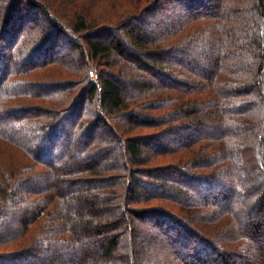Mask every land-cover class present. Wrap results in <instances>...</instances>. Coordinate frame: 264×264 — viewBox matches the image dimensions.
Segmentation results:
<instances>
[{"label":"trees","instance_id":"obj_1","mask_svg":"<svg viewBox=\"0 0 264 264\" xmlns=\"http://www.w3.org/2000/svg\"><path fill=\"white\" fill-rule=\"evenodd\" d=\"M88 16L68 27L38 0H0V145L13 163L10 187L0 170V246L18 249L0 264H264V0H155L114 24ZM26 36L37 38L32 51ZM67 36L66 59L55 45ZM64 59L86 76L19 77L66 69ZM65 89L78 92L65 108L10 104ZM170 103L165 118L150 115ZM108 117H123L125 134L155 131L115 134ZM196 147L202 153L186 159ZM165 155L181 162L151 166ZM9 197L31 206L7 223ZM138 224L146 234L136 247ZM144 248L154 253L139 263Z\"/></svg>","mask_w":264,"mask_h":264},{"label":"rangeland","instance_id":"obj_2","mask_svg":"<svg viewBox=\"0 0 264 264\" xmlns=\"http://www.w3.org/2000/svg\"><path fill=\"white\" fill-rule=\"evenodd\" d=\"M40 3L46 4L49 8L51 7L52 10L55 11V14L57 15V17L59 18V20L64 23L65 25H67L68 27L72 26L71 24L73 23V20H71L72 17L76 15H78V13L80 12H86L87 14H89L88 18L90 19L89 21H95L97 23V25H102V24H114L119 22L120 20H122L125 17H128L136 12H140L146 5H150L151 3H153L155 0H38ZM7 4H10V2H7ZM6 7V6H5ZM6 8H4L5 10ZM6 13V11H5ZM157 13V11H156ZM158 15V14H156ZM160 16V15H159ZM154 19V18H153ZM39 20V25L42 26H47L48 23H44V16H42L41 14L38 16ZM203 23H206V21H203ZM204 28H207V26L202 27L201 29H190L188 31H186L183 36H181L182 38V42L180 43L179 39L177 38V42H179L180 44L184 43V40L186 37H190L191 35H193L194 37L200 35V32L204 31ZM189 29V28H188ZM187 30V28H186ZM175 35V34H173ZM172 35V36H173ZM37 36V35H36ZM66 36V35H64ZM31 37V36H30ZM29 36H26L25 39L23 40V42L21 43L24 44V48L25 50L28 51H32L34 48V45L36 43L35 39H37L36 37L33 38V42L32 39L28 40L30 38ZM191 38V37H190ZM67 40H71L68 36L61 38L55 45V55L57 54H63L65 55L64 57H69V52L70 49L68 48V45L70 44H66ZM167 41V40H166ZM172 44V43H170ZM24 50V51H25ZM54 55V56H55ZM77 51H75V55L72 56L73 60H76L77 58ZM178 55V54H177ZM21 56V55H20ZM23 56V55H22ZM21 58H25L22 57ZM147 57V56H146ZM177 57V56H175ZM70 58V57H69ZM75 58V59H74ZM65 60V59H64ZM172 62V61H171ZM169 61L166 62L165 66L167 68L166 73L170 76H174L177 77L178 75L176 74L177 72V68L175 66V64L171 63ZM117 63V62H116ZM65 64H66V69L64 67H61L59 64L55 65L58 66L59 68H57V70H54L53 68L50 69V71H45V67L43 68L42 66L38 67L35 66L33 69L20 74L19 77L20 78H25V79H33L36 81H41V82H61V83H66L68 81H72L75 79H81L84 78L86 75L84 72H86L82 67L77 66V64H75V68H69L72 66H69V63L65 60ZM52 67V66H51ZM54 67V66H53ZM70 70H69V69ZM161 68V67H160ZM128 80H130L131 76H127ZM143 78H147L148 76H142ZM154 78V82L156 81L157 77H153V76H149V80H153ZM127 79V78H126ZM157 82V81H156ZM153 84V82H149V84H147L148 88L151 87V85ZM80 88V87H79ZM78 88V89H79ZM148 88L146 87L145 90L147 91ZM134 92V91H133ZM78 92L75 89H65L62 91V93L57 94V98H45L43 96H33V97H17L15 99H12V102H10V104H12V106H16L18 104L23 105V104H32L33 106H45V108H53L59 105L60 108H65L67 107L71 101L73 100L74 96L77 94ZM142 94L139 95V97ZM139 97H133L134 98H139ZM5 102L3 104L7 105V100H4ZM179 105V104H178ZM175 105L171 104L164 106V107H157V108H152V110L150 111V115H154L158 118L163 119L165 118V116H168L169 114L172 113L173 109H174ZM104 112H106L104 110ZM113 125L116 127L114 129V133L117 134V131L122 134L123 136L126 135L128 136H143L146 137L148 135H151L154 133L155 130H151V132H144V131H128V133L125 134V127H123L122 125H124V118L123 117H108ZM70 119L69 117H67L66 121ZM161 122V121H160ZM163 122V121H162ZM175 123H180V121L175 120ZM160 125H165V122L161 123ZM149 131V130H148ZM110 140L114 143H116L115 141V137H110ZM113 150L117 151L118 147L116 145V147L114 146ZM112 150V151H113ZM7 146H1L0 145V170L2 171V173H4V179L3 177L1 178L4 184H7V187H10L12 180H7V176L9 175L7 172V168L11 169L10 167H12L11 164H9L7 166V163L9 161V159H7ZM193 151V153L190 154L189 157H187L186 159H192L193 157L199 155L202 153V150L198 147L195 148V150H191ZM116 154V153H115ZM179 155H175L172 157H169L167 155L165 156H158L155 160L153 159V161L150 163L152 167H158L161 165H164L166 163H172V162H181L179 161ZM179 159V160H178ZM183 159V158H181ZM184 162V161H183ZM13 171V170H12ZM21 168L16 167L15 168V175H12L14 178H19L21 173ZM8 174V175H7ZM16 180L13 181V183ZM13 186V184H12ZM12 188V187H11ZM11 188L8 189V194H9V190H11ZM136 189H138L139 193H143L144 191H147L148 188L146 186H138ZM5 192H7L6 188L0 184V200L3 201V199H5ZM30 194L26 193V197H28ZM7 197V196H6ZM10 200V205H7V218L6 217H2V219H7V223H9L10 221L14 220L17 218L16 213H14V211L18 210L20 211V209L23 208H30L31 205H29L28 203L23 204L21 201H17L11 197H9ZM153 206V205H152ZM178 207V206H177ZM2 208V205H0V210ZM177 209V208H175ZM5 210V211H6ZM178 211V210H176ZM55 220V217L50 216V217H44L43 221L40 222L39 224L36 225L35 230L33 231L34 233H32V243L36 244V242H41L42 241V237L41 232H42V227L46 222L49 221H53ZM57 220V219H56ZM137 229L140 230L139 232V238L136 241V247H139L141 245V240L142 238L145 236L146 232L145 230H143V228H141V226H139V224L137 225ZM58 236H51V239L54 241L55 238H57ZM36 240V241H34ZM28 241V240H27ZM53 241H48V243L50 245L53 244ZM31 243L28 242V244ZM26 243H23L22 245H26ZM13 245L15 246V248L13 247ZM20 248V247H19ZM18 250L17 246L15 243L11 244L10 246H7V244L0 246V254H4L7 252H14ZM154 251H150L149 249L144 248L143 251H141L140 255H138V261L139 263L143 262V260L146 259L147 256H151L153 255ZM7 264H9V262H7Z\"/></svg>","mask_w":264,"mask_h":264}]
</instances>
